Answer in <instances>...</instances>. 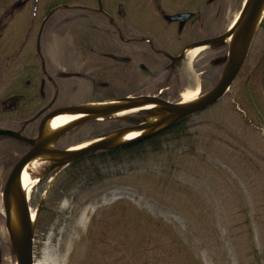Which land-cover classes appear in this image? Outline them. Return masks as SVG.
Returning <instances> with one entry per match:
<instances>
[{"label": "rangeland", "instance_id": "obj_1", "mask_svg": "<svg viewBox=\"0 0 264 264\" xmlns=\"http://www.w3.org/2000/svg\"><path fill=\"white\" fill-rule=\"evenodd\" d=\"M48 1L0 0V65L21 46L19 56L39 68L36 36ZM64 1L65 6L58 5L63 8L46 19L40 34L47 66L66 73L55 77L57 100L80 103L139 93L144 80L106 54L123 50L107 38V27L96 28L107 19L78 9L96 6L98 0ZM242 1L209 0L211 34L226 28ZM208 46L200 51L193 46L186 53L181 65L191 83L181 92L199 86L196 59ZM215 50L211 45V54ZM222 66L218 63L211 71L210 81ZM35 79L39 83L40 76ZM9 80L0 78V109L9 97L5 95ZM234 82L218 100L187 116L189 144L163 142L162 149L146 147L131 156L106 157L79 173L55 203L51 220L36 233L34 264H195L192 259L202 264H264V129L242 118L233 103ZM45 85L52 94V87ZM149 113L138 110L115 116L133 124ZM6 122L7 118L0 119V124ZM22 148L21 141L0 134V194L6 164ZM52 162L31 174L40 176L27 194L31 211L62 167L42 179L52 170ZM97 171L102 179L84 189ZM137 211L142 217L137 218ZM145 212L151 219H145ZM9 241L0 204V264H17Z\"/></svg>", "mask_w": 264, "mask_h": 264}, {"label": "flooded vegetation", "instance_id": "obj_2", "mask_svg": "<svg viewBox=\"0 0 264 264\" xmlns=\"http://www.w3.org/2000/svg\"><path fill=\"white\" fill-rule=\"evenodd\" d=\"M208 2L209 0H98L96 6L85 5L78 9L91 14H102L107 19L102 26L96 28L107 27L110 30L107 38L113 44L121 45L123 50L121 54H106L121 61L123 68L131 75L144 80V87L138 88V91L177 100L178 94L182 93L180 90L191 83L181 65L186 53L193 48L191 44L219 35L228 27L227 25L220 33L211 34ZM180 13L188 14L178 15ZM207 45L209 48L205 54L198 56L196 60L199 61L195 65L200 73V89L208 84L211 71L223 60L221 56L227 49L225 44ZM211 45L216 49L214 54H211ZM198 47L200 51L206 45ZM7 55L0 65V78H12L6 82L5 95L9 97L4 100L0 109V119L7 118V122L1 123L0 128H11L27 137H37L40 121L45 114L59 106L77 103H61L57 100L59 87L55 77L66 73L52 71L42 53L39 54L37 50L35 53L40 58L38 69L28 57L21 58L19 53ZM41 57L45 70L42 68ZM35 75L40 76L39 83ZM46 82L52 87V94L47 93ZM15 96L18 99L13 107H9V101ZM33 106L36 107L30 110ZM13 112L18 116L12 117ZM34 115L33 119L27 121ZM11 137L21 141L23 148L14 161L6 164V177L17 159L31 147L28 142ZM54 146L64 148L63 141L58 139Z\"/></svg>", "mask_w": 264, "mask_h": 264}, {"label": "water", "instance_id": "obj_3", "mask_svg": "<svg viewBox=\"0 0 264 264\" xmlns=\"http://www.w3.org/2000/svg\"><path fill=\"white\" fill-rule=\"evenodd\" d=\"M261 1L262 0H252L250 4L248 3L244 5L243 9L245 11V15L239 27L233 24L231 27H228L223 33L219 35L212 36V37L200 40V41H196L191 44L192 46H202V45H206L209 43L211 44L217 43L221 45L225 44L227 46V52L224 56L225 63L218 77V80L209 89L201 93L202 94L201 98L191 103L179 105L178 101L165 99V98L160 97L159 95L148 94V93L140 94L146 99L147 102L156 100L162 104L172 107V110L178 109V115L176 118H174L168 123L161 124L163 122L162 120L158 123L153 124L148 132H145L144 134L128 142H124L122 144H126L134 140L143 138L151 133L157 132L159 130H162L174 124L178 120L185 118L188 115L196 111H199L205 108L206 106L212 104L213 102L218 100L228 90L229 86L231 85V83L233 82V80L236 78L239 71L241 70L246 60V57L248 55L250 45H251V42L254 37L258 24L256 27L253 28L252 32H250V27H251L252 22L256 18V14L259 9V5ZM58 7L59 6L52 7L46 13L45 17L43 18L41 22L40 28L37 33V38H36V50L39 54H41L40 53V34H41L43 24L48 18V16ZM187 14L188 13H180L178 15H187ZM261 18L259 19V21L261 20ZM230 35H232V37L227 42L226 38ZM239 41H240V44H239ZM41 63H42V68L45 70L43 57H41ZM48 77L50 78L49 75ZM17 99H18L17 96L12 98V100L9 101L10 102L9 107H13ZM83 109H84L83 103H77V104L59 106L51 110L50 112L45 114L43 118L41 119L37 137H27L25 135H22L19 131L13 130L11 128H0V134H7L10 136H14L16 138L22 139L28 142L29 144H31V147L17 159V161L14 163V165L10 169L5 179V182L3 184V188H2L3 193L9 192L13 182L19 176L23 164L30 157H32L33 155H35L36 153L40 152L41 150L45 148V143L42 142V140H39L45 120L48 117L58 112H62L65 110L82 111ZM109 114L111 113L108 112L107 110H103L100 116L102 117L103 115H109ZM35 116L36 115L32 116L27 121L33 119ZM95 118L96 117L91 118L90 120L95 119ZM81 123L82 122L76 124L69 130L73 129L74 127L78 126ZM144 125H145V120L143 119L139 121L137 120L135 123L130 124L128 126L129 127H144ZM107 133L100 134L96 137H101ZM111 143H112V140L108 138H102L99 140H95L94 142L82 148L74 149L71 151H67L71 145L65 148L53 146L52 151L60 152V153L64 152L68 154V156L53 161L50 167L52 169L54 167L64 165L68 161L76 159L84 154L92 153L98 150L112 149V148L122 145V144H118V145L112 146ZM17 194L19 198L18 207L20 211L22 236L16 243L12 241L10 236H9V239L11 241L12 248L16 255L17 264H34V227H35L37 212H35L34 216H31V209L28 203L27 196L25 193H23L20 185H17ZM40 204H41V201H40ZM9 215H10L9 206L5 205L4 206V218H5L6 229H9Z\"/></svg>", "mask_w": 264, "mask_h": 264}, {"label": "trees", "instance_id": "obj_4", "mask_svg": "<svg viewBox=\"0 0 264 264\" xmlns=\"http://www.w3.org/2000/svg\"><path fill=\"white\" fill-rule=\"evenodd\" d=\"M63 1L51 0L46 2L43 6L44 13L54 5ZM1 37L2 29H0V38ZM19 51L20 48L10 52L7 56L16 55ZM216 77L217 75L213 77V80L209 81L207 85H204L202 89L205 90L212 85L215 82ZM234 81H236V83ZM234 81L235 89L233 103L238 106L242 118L246 123L252 121L255 126L264 129V15L260 20L252 39L247 58ZM186 120L187 117L182 118L162 130L112 149L98 150L84 154L76 159L70 160L57 173H55L56 169L50 170L45 177L49 178L55 173L53 177L54 179L52 180L48 192L39 207L35 221L34 237L36 236V233L43 230L51 220L54 206L56 205L55 203L61 197L62 192L79 173L83 172L86 167L94 164L97 160H104L106 157L117 158L123 155L131 156L134 152L142 151L146 147L154 150L162 149L163 142H172L175 144L185 142L189 144L191 139L190 132L186 130ZM129 123V121L123 120L122 118L105 115L102 119H92L78 125L62 135L59 139L63 141V147H65L84 138L95 137ZM83 133L84 135H82ZM102 177V173L97 171L94 178H88L83 188L91 187L96 181L101 180ZM127 212L134 213L128 209ZM135 215L137 218L142 217V214L139 211H137ZM144 216L147 220L152 217L147 212L144 213ZM9 244H11L10 241ZM192 261L195 264H202L195 259H192Z\"/></svg>", "mask_w": 264, "mask_h": 264}, {"label": "bare ground", "instance_id": "obj_5", "mask_svg": "<svg viewBox=\"0 0 264 264\" xmlns=\"http://www.w3.org/2000/svg\"><path fill=\"white\" fill-rule=\"evenodd\" d=\"M251 1L252 0L242 1L240 9L234 11L233 16L228 23V27H231L233 24L237 25V27L240 26L245 15L243 7L245 4H250ZM263 14L264 0H262L259 5L256 18L251 24L250 32H252L253 28L257 26L259 19L263 16ZM231 37L232 35L228 36L226 38V41L228 42ZM201 96L202 94L199 92L198 86L186 88L184 91H182L181 97L178 100V104L183 105L194 102L201 98ZM83 108L84 109L82 111L65 110L62 112H58L45 120L41 135L39 137V140H42V142L45 143V148L30 157L23 164L20 174L13 182L9 192H1L0 204L3 207V210L5 205L9 206V229H7V232L14 243H16L22 236L20 211L18 207L19 198L17 194V185H20L23 193H25L27 196L28 192L32 189V187L40 177L37 174L36 177L33 178L31 174L34 173L40 165L47 161H55L68 156V154L64 152L60 153L52 151L54 141L57 140V138L61 134L80 122L88 121L94 117H100L103 110H107L114 116L138 110H149L150 113L144 118V127H129L127 125L121 127L120 129L110 131L101 137H94L83 140L77 144H73L67 151L82 148L94 142L95 140H99L102 138H108L112 140L111 145L114 146L122 144L124 142H128L144 134L145 132H148L153 124L158 123L162 120L163 122L161 124L168 123L178 115V109L172 110V107L162 104L156 100L147 102L146 99L141 95H124L100 101H88L83 103ZM34 215L35 211H31V216Z\"/></svg>", "mask_w": 264, "mask_h": 264}]
</instances>
